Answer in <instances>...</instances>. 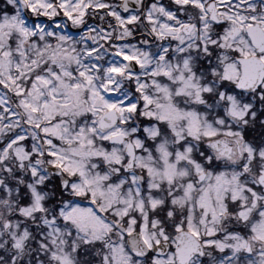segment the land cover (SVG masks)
I'll use <instances>...</instances> for the list:
<instances>
[{"label": "snow or ice", "instance_id": "snow-or-ice-1", "mask_svg": "<svg viewBox=\"0 0 264 264\" xmlns=\"http://www.w3.org/2000/svg\"><path fill=\"white\" fill-rule=\"evenodd\" d=\"M0 264H264V0H0Z\"/></svg>", "mask_w": 264, "mask_h": 264}]
</instances>
